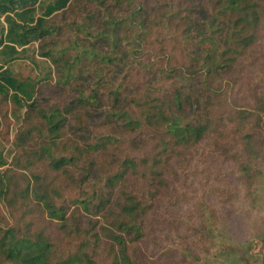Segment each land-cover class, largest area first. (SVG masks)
I'll use <instances>...</instances> for the list:
<instances>
[{"label":"trees","instance_id":"16d2710c","mask_svg":"<svg viewBox=\"0 0 264 264\" xmlns=\"http://www.w3.org/2000/svg\"><path fill=\"white\" fill-rule=\"evenodd\" d=\"M72 1L57 0L44 15L37 17L36 8L41 0H0V22L4 17L8 25L6 34L0 38V54L7 57L10 63L20 53L16 47L18 44L26 46L31 39L47 42L57 26L49 19L55 13L68 9ZM150 1L95 0L104 8L98 36L109 46L105 54H95L89 49L82 52L78 47L71 59L69 48H48L42 53V57L51 60L56 67V86L74 93L68 105L85 109L107 100L110 102L109 118L121 121L123 132L139 133L140 129H148L157 133V144L148 155L133 154V148L140 141L135 138L125 140L126 149L122 155L125 156L118 157L122 163L115 173L105 177L104 183V187L118 188L120 192L114 205L113 223L92 221L83 233L84 243L79 244L76 254L69 255L64 264H85L86 260L92 264L94 252H100L96 249L103 245L104 238L112 243L108 253L110 264H146L152 259L149 253L143 254V247L153 238L156 241L161 238L150 231L151 206L145 199L148 188L151 192L157 190V194L164 192L168 187L167 178L172 177L173 164L181 159V151L198 146L207 137L214 136L217 123L239 128L242 154L247 158L240 164V170L246 176L245 180L243 178L247 191L245 202H248V209L264 212V209L261 210L262 206L264 208V185L260 188L261 182H264V170L258 164V160L264 158V91H257L246 104L240 105V96L236 92L238 81L235 80L245 59L248 60L246 56L256 49L262 39L264 0H206L212 10L205 20L200 21L205 31L198 38L191 34L195 0H154V9H148ZM125 42H128L126 48ZM172 42L186 46L187 52L181 59L173 55L169 45ZM79 44L75 40L71 45L75 47ZM151 46L157 47L156 61L149 70V73H158L157 89L141 84L140 95H134L124 103L123 84L106 90L105 84H100L97 78L88 93L84 84L79 82L76 65L86 58L92 55L98 58L101 65L97 68L94 64L93 68L95 76L100 77V72L104 71L102 63L129 62L132 55L138 56L143 48ZM3 65L0 63L1 79H6L16 91H24L30 100L25 120H36L44 136L43 156L50 158V166L61 171L65 166L74 164L73 156H56L52 150H59V143L65 135V123L70 114L77 112L57 104L53 96H45L38 83H32L29 90L28 84L8 76ZM181 70L184 77L193 83L191 88L184 90L177 84ZM0 92L5 94L6 100H10L9 88L2 82ZM11 97L20 99L15 93ZM94 139L88 147H94ZM106 140L109 142L102 143L101 147L95 143L101 154L111 150L109 145L113 137ZM88 162L91 164L92 161ZM6 172L2 174V181L6 182L4 199L12 207L21 200L19 196L26 199L23 202L29 201L31 183L23 189L18 188ZM35 179L38 181V177ZM82 183L85 185L84 181ZM255 183L258 187H254ZM12 194L15 195L11 197ZM96 197L95 193H88L78 195L73 201L78 208L88 210L90 200ZM238 200L241 201V196ZM40 205L51 221L67 225L66 205H60L45 191L40 197ZM230 205L235 207L234 203ZM103 207L105 205L101 202L99 210ZM222 219V227L226 228L228 220ZM218 224L221 226L219 220ZM216 231L205 225L197 233L200 242L206 240V235L211 241H225L214 249L215 253H210L213 249L207 251L215 264H264V253L255 251L257 243L264 247V220L252 227L251 236L245 242H237L230 233L228 236L231 237L226 238L224 233L216 234ZM226 232L228 234V229ZM192 245H197L196 240ZM53 252V242L43 233L35 236L29 229L0 227V264H52L56 261Z\"/></svg>","mask_w":264,"mask_h":264},{"label":"rangeland","instance_id":"374dc122","mask_svg":"<svg viewBox=\"0 0 264 264\" xmlns=\"http://www.w3.org/2000/svg\"><path fill=\"white\" fill-rule=\"evenodd\" d=\"M56 1L41 0L36 8V16L44 15L48 7ZM136 1L140 3L146 0ZM149 6L148 9H154V0L149 2ZM194 9L196 12L191 34L198 38L205 31L200 21L208 17L212 7L206 0H195ZM103 17L104 8L95 0H73L68 9L55 13L49 19L57 26L56 32L47 39V42L31 39L26 46L18 44L16 47L20 53L16 60L10 63L7 62V57L0 54V63H4L3 68L8 76L15 78L19 83L28 84L29 90L32 83H38L45 96H53L57 104L77 112L74 115L70 114L65 123L63 129L65 135L59 143V150L56 148L52 150L56 156H73L74 164L56 171L50 166V158L43 156L44 136L38 129L36 120H25L30 100L26 98L24 91H16L9 86L6 79H1L3 74L0 76V82L9 88L10 93V100H6L5 94L0 92V227H19L23 231L29 229L35 236L43 233L54 244L52 256L56 261L52 264H64L69 255L76 254L79 244L84 243L83 233L92 221L112 225L115 217L114 205L120 192L118 188L104 187V183L105 177L115 173L122 163L118 157L124 154L125 140L135 138L136 141H140L133 148V154L137 156L148 155L157 144L156 131L140 129L139 133L123 132V123L109 118L110 102L107 100L85 109L68 105L74 93L56 86L58 79L56 67L51 60L42 57V53L48 48L53 50L69 48L70 59L74 57L76 47L82 52L89 49L95 54H105L109 51V46L98 36V28ZM1 20L0 38L6 34L8 27L4 17ZM75 40L80 44L74 47L71 44ZM127 43L124 44L125 48L128 46ZM169 45L173 55L178 59L187 52L186 46L182 43L172 42ZM130 58L126 63H102L104 71L100 72L98 77L95 76L93 66L95 64L99 68L100 62L92 55L76 65L79 82L84 84L88 93L94 87L97 78L100 84H105L106 90L123 84L124 103L132 96L140 95L141 84L157 89L158 73H149L157 58V47L143 48L140 55H132ZM246 58L248 60L245 59L240 71L235 75L240 105L246 104L257 91L261 93L264 91V25L259 45ZM177 84L185 90L191 88L193 83L184 77L181 70ZM13 93L20 99L11 97ZM216 129L214 136L207 137L200 145L181 151V159L173 164L172 177L167 178L168 187L164 192L157 194V190L151 192L148 188L149 192L145 199L151 206L150 231L156 234V237L159 235L161 240L156 241L153 238L151 243L143 247V254L152 255V259L146 264H215L207 251L213 249L210 253H215L214 249L225 241L222 239L211 241L206 235V240L200 242L197 233L202 226L217 229L216 234L224 233L226 238L231 237L228 236L230 233L237 242H245L251 236L252 227L264 220V212H260V209L256 211L248 209V202H245L247 191L243 178L245 180L246 176L240 170V164L247 161V158L242 154L239 128L236 125L217 123ZM108 137H113L112 144L109 145L111 150L109 153L101 154L95 143L101 147L102 143L109 142L106 140ZM93 138L98 141L95 142L94 139V147L90 148L87 145ZM89 160L92 161V166ZM258 164L264 170V158L258 160ZM5 171H8L7 175L14 180L18 188L23 189L31 183L29 201L23 202L22 200L26 199L19 196L21 200L12 207L9 201L4 199L6 182L4 178V182L2 181V174ZM35 177H38V181ZM256 183L254 187H258ZM263 185L264 182H261L260 188ZM44 191L60 205L67 206L69 220L66 226L51 221L43 211L40 197ZM88 193H95L97 197L90 200L88 210L78 208L74 199L78 195ZM240 196L241 201L238 200ZM101 202L105 207L99 210ZM232 203L235 207H230ZM263 209L262 206L261 210ZM222 217L228 220L225 222L226 228L222 227ZM255 217L256 221H253ZM195 240L197 245L193 246ZM111 244L109 239L104 238L103 245L96 249L100 252H94L92 264H110L108 253L111 251ZM91 249L93 248H87ZM255 251L264 253V247L257 243ZM85 264H88L87 260Z\"/></svg>","mask_w":264,"mask_h":264}]
</instances>
